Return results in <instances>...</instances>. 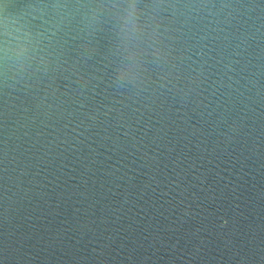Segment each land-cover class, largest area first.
I'll return each mask as SVG.
<instances>
[{
  "label": "water",
  "instance_id": "95a60500",
  "mask_svg": "<svg viewBox=\"0 0 264 264\" xmlns=\"http://www.w3.org/2000/svg\"><path fill=\"white\" fill-rule=\"evenodd\" d=\"M158 11L151 79L0 77V264H264V0ZM40 15L0 0L10 35Z\"/></svg>",
  "mask_w": 264,
  "mask_h": 264
},
{
  "label": "snow or ice",
  "instance_id": "6c2138e0",
  "mask_svg": "<svg viewBox=\"0 0 264 264\" xmlns=\"http://www.w3.org/2000/svg\"><path fill=\"white\" fill-rule=\"evenodd\" d=\"M182 2L31 0L41 10L35 22L16 35L0 30V77L9 72L38 76L47 73L54 60L79 52L107 61L122 75L151 79L155 72H150L147 56L160 42L164 20L158 10ZM71 31L76 36L69 45L65 36Z\"/></svg>",
  "mask_w": 264,
  "mask_h": 264
}]
</instances>
